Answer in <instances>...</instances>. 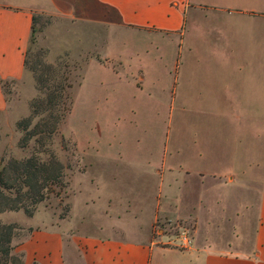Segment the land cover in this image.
Here are the masks:
<instances>
[{"label":"rangeland","instance_id":"1","mask_svg":"<svg viewBox=\"0 0 264 264\" xmlns=\"http://www.w3.org/2000/svg\"><path fill=\"white\" fill-rule=\"evenodd\" d=\"M251 2L264 10V0ZM199 19H186L180 47L151 45L135 55L133 44H145L147 36H112L123 40L112 46L124 62L118 78L90 61L99 56L86 51L92 37L77 30L79 23L52 14L31 15L24 74L2 83L7 109L0 111V158L23 159L33 152V140L19 145L22 131L16 123L39 95L35 75L43 65L65 72L71 104L40 154L47 159L52 152L62 163L61 184L32 215L6 211V219L18 225L12 243L29 226L42 224L68 222L97 231L95 224L105 221L107 199L146 210L159 193L166 210L188 212L202 196L216 214L238 204L240 191L215 187L211 177L201 183L183 169L214 172L226 181L237 168L264 157V18L207 17L200 20L202 28ZM229 72L239 76L230 80ZM262 168L255 167L254 175L262 174ZM137 213L142 217L145 212ZM167 219L162 222L168 235L177 232L178 224L194 226L189 219ZM218 226L215 234L229 233L230 222Z\"/></svg>","mask_w":264,"mask_h":264},{"label":"crops","instance_id":"2","mask_svg":"<svg viewBox=\"0 0 264 264\" xmlns=\"http://www.w3.org/2000/svg\"><path fill=\"white\" fill-rule=\"evenodd\" d=\"M252 3L251 0H0V111L7 109L2 83L24 74L33 13L52 14L79 23L77 30L92 37L91 47L85 48L86 51H96L100 59L95 56L90 61L109 68L119 78L124 62L120 51L112 46H119L123 40L112 36L126 33L147 36L145 44H133L135 55L142 47L151 45L171 42L180 47L185 41L188 17L264 18V10H256ZM202 18L198 20L201 28ZM209 41L212 44L213 40ZM112 63H117L116 68ZM232 76L239 73L229 72V79ZM263 164L262 156L237 168L226 181H221V176L214 172L183 169L186 176L194 175L201 183L211 177L215 187L240 191L238 204L226 213H213L202 196L188 212L177 211L175 207L166 210L159 193L146 210H138L137 204L127 202L122 206L107 199L103 210L105 221L95 224L99 231H85L68 222L29 226L20 241H13V251L21 254L22 264H264V166H260ZM255 167H263L262 174L254 175ZM143 210L141 217L137 212L141 215ZM5 214L1 213L0 219L12 222ZM166 218L191 220L194 226L188 248L171 244V236L163 232L153 237L156 223ZM223 221L230 222L229 233L215 234L219 232L218 223Z\"/></svg>","mask_w":264,"mask_h":264},{"label":"trees","instance_id":"3","mask_svg":"<svg viewBox=\"0 0 264 264\" xmlns=\"http://www.w3.org/2000/svg\"><path fill=\"white\" fill-rule=\"evenodd\" d=\"M35 82L39 95L31 100L29 114L16 123L22 131L19 145L26 147L33 140V152L23 159L4 162L0 158V214L21 209L32 215L36 205L61 184L62 163L52 152L47 159L40 154L70 111L71 85L64 71L47 64L35 75ZM17 229V224L0 219V264H22L21 254L13 253L12 239Z\"/></svg>","mask_w":264,"mask_h":264},{"label":"built area","instance_id":"4","mask_svg":"<svg viewBox=\"0 0 264 264\" xmlns=\"http://www.w3.org/2000/svg\"><path fill=\"white\" fill-rule=\"evenodd\" d=\"M167 223V222H165ZM168 224V223H167ZM162 225V227H160ZM157 233L163 232V222H157L156 226ZM192 232L193 229L192 227L185 226V225H177V232L175 234H170V239L169 241L171 244H174L175 246L181 248V249H186L191 245V240H192Z\"/></svg>","mask_w":264,"mask_h":264}]
</instances>
